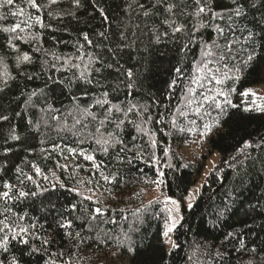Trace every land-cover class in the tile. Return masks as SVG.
I'll return each mask as SVG.
<instances>
[{
  "label": "trees",
  "instance_id": "obj_1",
  "mask_svg": "<svg viewBox=\"0 0 264 264\" xmlns=\"http://www.w3.org/2000/svg\"><path fill=\"white\" fill-rule=\"evenodd\" d=\"M34 3L0 7V264H264V0ZM197 137L167 248L146 192H188Z\"/></svg>",
  "mask_w": 264,
  "mask_h": 264
},
{
  "label": "rangeland",
  "instance_id": "obj_2",
  "mask_svg": "<svg viewBox=\"0 0 264 264\" xmlns=\"http://www.w3.org/2000/svg\"><path fill=\"white\" fill-rule=\"evenodd\" d=\"M222 2L228 4L229 0H221ZM44 6L54 12L55 14L61 13H73L75 11L74 6L63 5V0H44ZM6 48L11 51L14 55L15 64L17 67L22 66L28 62V59H24V55L20 54L14 46L9 44ZM243 96H249L254 106L260 110L264 111V81L258 85L248 87L242 91ZM202 137L195 138L189 146L184 147L180 150V153L190 160H194L195 157H200L202 154L207 155L205 146H202ZM219 155L216 152H212L207 155L205 163L203 165L202 171L199 176L193 181L188 192L181 199H174L170 197L160 196L159 187H154L146 192V201H151L154 199H160L168 210V219L164 222L162 226V238L163 243L167 248L175 246V242L172 236L173 230L179 223L182 216V208H190L196 201L201 188L213 169L217 164ZM173 201L175 203H173Z\"/></svg>",
  "mask_w": 264,
  "mask_h": 264
},
{
  "label": "snow or ice",
  "instance_id": "obj_3",
  "mask_svg": "<svg viewBox=\"0 0 264 264\" xmlns=\"http://www.w3.org/2000/svg\"><path fill=\"white\" fill-rule=\"evenodd\" d=\"M13 2H14V0H0V7H3V6H5V5L10 6V5L13 4ZM32 6H33V7H38V6L34 3V0H32ZM199 11H200V12H204L205 9H204L203 7H201V8L199 9ZM237 14H239L238 11H237ZM5 30L7 31V29H5ZM13 30H14V29H13ZM179 30H180L179 28L176 29V31H179ZM85 39H87V37H85ZM24 59L27 60L28 57L25 56ZM128 75H129V77H131V75H132L131 72H129ZM89 159H91V157H89ZM5 187L7 188V187H9V186H8V185H5ZM3 195H4L5 197H8V192H4ZM19 195H20L21 197H23V196L26 195V193H24V192H20ZM173 203H175V202L173 201ZM96 211L99 213L100 210L97 209ZM20 231L23 232L24 229H20ZM13 238H15V236H13ZM25 242H26V241H25Z\"/></svg>",
  "mask_w": 264,
  "mask_h": 264
}]
</instances>
